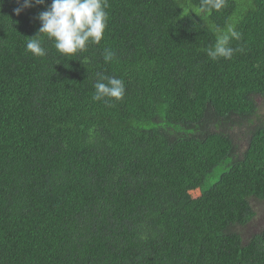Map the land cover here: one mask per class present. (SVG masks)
Here are the masks:
<instances>
[{"label":"trees","instance_id":"1","mask_svg":"<svg viewBox=\"0 0 264 264\" xmlns=\"http://www.w3.org/2000/svg\"><path fill=\"white\" fill-rule=\"evenodd\" d=\"M32 2L0 0V264H264V224L239 232L264 201V0H108L99 44L41 34L44 57ZM229 28L243 51L209 58ZM100 74L121 99L93 100Z\"/></svg>","mask_w":264,"mask_h":264},{"label":"clouds","instance_id":"2","mask_svg":"<svg viewBox=\"0 0 264 264\" xmlns=\"http://www.w3.org/2000/svg\"><path fill=\"white\" fill-rule=\"evenodd\" d=\"M19 3V0H18ZM36 4H43L44 0H35ZM33 6L32 0H23V4L14 11L17 15L24 8ZM108 0H52L47 10L39 13L37 19L41 22L38 33L27 37L26 51L34 56L44 57L45 47L42 45L41 34L53 41V46L62 55H73L85 51L88 44H99L107 27ZM223 0H201L200 11L219 10ZM239 39V33L229 28L227 32L218 36L215 44L206 50L209 58L231 59L235 52L243 51L242 48L229 47L230 40ZM114 53L104 50V60L109 62ZM94 101L104 98L121 99L125 92L124 82L114 76L100 74L99 80L93 85Z\"/></svg>","mask_w":264,"mask_h":264},{"label":"rangeland","instance_id":"3","mask_svg":"<svg viewBox=\"0 0 264 264\" xmlns=\"http://www.w3.org/2000/svg\"><path fill=\"white\" fill-rule=\"evenodd\" d=\"M257 102L260 104V118L264 119V101L261 98H257ZM248 124L242 126L231 127V135L235 139V142L238 144L240 151H244L247 148L248 142ZM254 212L256 217L254 218L251 225L247 227L240 228L239 232L242 234L244 239H248L252 232L259 231L260 226L264 224V201H253Z\"/></svg>","mask_w":264,"mask_h":264}]
</instances>
